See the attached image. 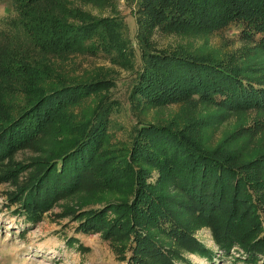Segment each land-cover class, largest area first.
<instances>
[{"label":"rangeland","instance_id":"374dc122","mask_svg":"<svg viewBox=\"0 0 264 264\" xmlns=\"http://www.w3.org/2000/svg\"><path fill=\"white\" fill-rule=\"evenodd\" d=\"M65 2L77 10V19L62 20L76 27L112 22L132 54L123 45L105 52L101 38L95 37L88 52L42 56L57 80L40 84L46 93L95 80L102 85L78 94L66 108V122L42 125L37 140L19 143L0 136V264H264V98L259 107L240 108L211 89L209 100H192L177 91L171 76L165 90L178 99L153 102L135 96L149 53L225 63L241 74L243 83L264 89V10L255 22L210 20L200 13L196 21L207 20L209 26L168 29L148 19L140 0ZM15 18L12 2L0 0V32L10 30ZM139 21L142 35L137 33ZM6 48L0 46V55ZM106 108L104 134L91 167L73 177L61 161L55 163L77 142L75 133L89 129ZM148 124L164 126L179 137L181 131L190 134L209 159L225 160L235 179L218 188L208 206H201L200 196L189 197L171 176L130 156L135 129ZM52 169L61 175L51 177ZM139 176L146 188L165 195L160 209L168 217L155 227L161 230L148 228L159 242L156 252L144 247L150 234L144 235L143 223L136 226L147 209H140L137 217L130 211L141 188Z\"/></svg>","mask_w":264,"mask_h":264},{"label":"trees","instance_id":"16d2710c","mask_svg":"<svg viewBox=\"0 0 264 264\" xmlns=\"http://www.w3.org/2000/svg\"><path fill=\"white\" fill-rule=\"evenodd\" d=\"M10 1L16 18L12 20L10 27L13 26L10 30L0 32V46L6 44V47H9L3 50L4 55H0V82L4 83L0 89V136L24 143L33 138L37 140L42 125L45 127L57 120L66 119V108L76 97L97 90L102 85L101 81L95 80L86 84L56 87L46 93L40 84L56 83L57 80L50 76L49 73L52 72L49 61L42 59V56H66L76 52H88L92 47L90 41L95 37L101 38L100 47L105 52H112L116 47L123 45L128 47L132 54V48L125 37L123 42L120 40L121 35L114 29L112 22L97 24L96 27H76L62 20L77 19L76 9L72 5L68 6L65 2L67 0ZM140 6L148 19H152L162 28L193 29L209 26L205 23L207 20L203 23L196 21L194 16L200 13L204 19L210 20L244 18L255 22L262 15L264 0H140ZM139 24L137 33L142 35L141 22ZM97 27L102 30L98 31ZM22 50L25 53L22 52L21 56L14 54ZM144 61L135 87V96L143 95L148 101L179 98L165 90L166 82L171 76L176 81L177 91H182L184 96L192 100H209L208 91L213 89L224 94L227 103H235L240 108L259 107L263 104L264 89H254L251 84L243 83L241 74L233 68H228L229 66L226 67L225 63L161 53H149L145 55ZM157 67H160L157 70L161 69L163 73H157ZM107 116L106 108L103 116L96 117L89 129L83 131L84 128L75 133L78 134L77 142L75 141L71 149L59 156V161L54 163L57 165L61 161L63 169L68 173L73 172V177L79 178L84 174L94 160L97 145L104 134L103 126ZM181 132L183 137L164 126H141L135 129L129 154L133 159H141L156 166L167 176H171L176 186L183 188L189 197L200 196V205L208 206L209 202L215 199L211 195L218 188L222 190L228 185L227 180L232 182L236 175L233 169L226 165L225 160L224 162L212 157L209 159L208 154L203 153L201 148L188 138L190 134ZM54 175L61 174L52 169L51 177ZM143 176H139L142 180V183H139L141 190L137 189L136 202L130 211L134 209L137 217L141 213L140 209H147L136 221V226L143 223L146 228L144 235H148L150 227L161 230L155 227L163 226L160 220L166 219L168 213L162 211L165 195L154 191L156 189L146 188ZM51 177L53 182L55 179ZM188 184L190 187H187ZM221 199L218 195V200ZM247 233L242 234L240 240ZM151 235L150 242L144 247L155 248L156 252L160 249L159 242L153 240Z\"/></svg>","mask_w":264,"mask_h":264}]
</instances>
